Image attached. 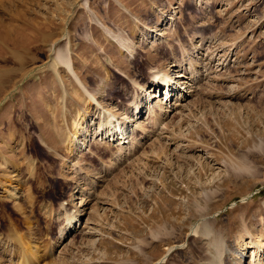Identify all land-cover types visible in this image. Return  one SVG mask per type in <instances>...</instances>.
I'll use <instances>...</instances> for the list:
<instances>
[{
  "label": "rangeland",
  "instance_id": "rangeland-1",
  "mask_svg": "<svg viewBox=\"0 0 264 264\" xmlns=\"http://www.w3.org/2000/svg\"><path fill=\"white\" fill-rule=\"evenodd\" d=\"M180 62L181 104L149 97ZM10 231L34 264H264V0H0ZM10 243L0 264H20Z\"/></svg>",
  "mask_w": 264,
  "mask_h": 264
},
{
  "label": "bare ground",
  "instance_id": "bare-ground-1",
  "mask_svg": "<svg viewBox=\"0 0 264 264\" xmlns=\"http://www.w3.org/2000/svg\"><path fill=\"white\" fill-rule=\"evenodd\" d=\"M171 19V18H170ZM197 47V46H196ZM57 56H58V58H59V60L62 62V63H65V65H67V67H71L68 63V60H67V55L63 52V50H61V51H59L58 52V54H57ZM191 59V58H190ZM184 62L186 61L185 59L183 60ZM181 68L178 70L179 71V73H177L174 77L173 76H171V74H169V73H167L166 71H165V69H162V68H160V67H155V70H154V72H152L153 73V75L149 78V80H148V83H153V85H152V87H150V88H145V92L147 91V90H151L152 89V91L154 92H149V97H157V96H160L161 97V95L159 94H156V90H155V88H159L160 86H165L164 88L166 89V92H165V98H166V102L168 101V99L172 96V97H174V96H177L176 97V102L175 103H178L179 104V100H181V99H183V97H185V95H186V93H188V89H187V87L188 86H183V84H185L186 82H181V79L180 78H184V77H186V74L188 73L187 72V70H189L188 69V67H186V66H184V64H183V62H180V65H179ZM191 66H194L193 64H191ZM154 69V68H153ZM194 69V70H193ZM193 69H191L192 70V73H194L196 70V67H194ZM187 78V77H186ZM176 79H178V80H176ZM193 79V78H192ZM154 85H155V88H154V90H153V87H154ZM186 85V84H185ZM172 92V93H171ZM174 92V93H173ZM147 95V94H146ZM91 99H92V101L95 99L94 97H93V95H91ZM146 99H147V96H146ZM143 102L144 101H140L139 103H138V105H137V103H136V110L138 111V112H135V115L137 114H140L141 112H142V110L145 108L144 106H143ZM170 102H171V100H170ZM94 103V102H93ZM162 103V102H161ZM163 103H165V102H163ZM177 104V105H178ZM181 104V103H180ZM179 104V105H180ZM141 106H143L142 107V109L140 108ZM140 108V109H139ZM151 114H153V112L152 113H150V115ZM159 114H161V113H157V112H155L153 115H151V116H154L153 118H157V116L159 115ZM134 115V116H135ZM150 115H149V117H150ZM137 117V116H136ZM112 118H113V113H111V114H108L106 117H105V120H104V122L102 123V125H101V131H103V129L105 128L104 126H106V127H110V125L111 124H113V122L112 121H114V120H112ZM138 118V117H137ZM160 118H158V120H159ZM155 120V123H157V119H154ZM132 121V120H131ZM133 122V121H132ZM136 129L137 130H140L141 131V128L143 127L142 126V124H138V120H136ZM132 124H134V123H132ZM116 126V125H115ZM141 126V127H140ZM120 129H122L121 127H119ZM140 128V129H139ZM100 129V128H99ZM112 129V128H111ZM134 129V128H133ZM132 129V130H133ZM136 129H134L133 131L135 132L136 131ZM127 130V127L126 128H123L122 130H121V133L123 134L122 136H119L120 138H127L128 136H126L125 137V132L124 131H126ZM115 131V130H114ZM104 132V131H103ZM102 132V133H103ZM110 132V131H109ZM106 133H107V131H106ZM105 133V134H106ZM112 134H113V131H112ZM112 134H110V135H108L107 137H109V136H111ZM113 135H115V133L113 134ZM99 136V135H98ZM118 137V138H119ZM112 139V138H111ZM84 143H85V141H84ZM81 144V143H80ZM81 146V145H80ZM75 206V205H74ZM64 211H66V217H67V221L69 222L68 223V226H67V228L68 229H70V227H72L73 225V222L74 221H77L76 219H78V215L80 214V212H78L79 211V209L78 208H76V206L75 207H73V208H70L69 210L67 209V205H65L64 206ZM78 214V215H77ZM66 219V218H65ZM2 221V220H1ZM195 229V228H194ZM63 233H64V231H63ZM63 235V234H62ZM0 238H1V236H0ZM30 239H32L31 237H30V234H29V232H27V233H25V232H21V233H19V232H15V234L12 232V231H10V232H8V233H4V238H1V240H0V243H2L3 242V244L4 243H10V244H14L15 246L17 245L18 246V251H19V254L21 255V257H20V260H19V262H20V264H34L36 261H38L39 260V258H40V255L38 254V250L36 249V248H34V247H37V246H32V244H30ZM32 241V240H31ZM174 247V246H173ZM172 247V248H173ZM64 248H66V246L64 247ZM170 250H171V248H169ZM258 248H254L253 249V253H252V256L254 257V256H257V253L255 254V250H257ZM16 250V249H15ZM169 250V251H170ZM168 251V252H169ZM40 253V252H39ZM237 253H238V255H239V257L242 259V257H243V255H244V252L243 251H241V250H238L237 251ZM18 254V253H17ZM166 258V256H164L163 258H161V262H163V261H165L164 259ZM252 261V263H253V259L251 260Z\"/></svg>",
  "mask_w": 264,
  "mask_h": 264
}]
</instances>
